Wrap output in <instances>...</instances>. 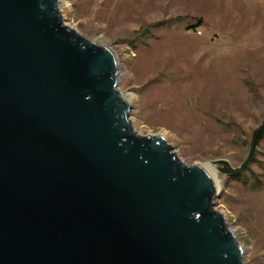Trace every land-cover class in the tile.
<instances>
[{
	"label": "water",
	"instance_id": "1",
	"mask_svg": "<svg viewBox=\"0 0 264 264\" xmlns=\"http://www.w3.org/2000/svg\"><path fill=\"white\" fill-rule=\"evenodd\" d=\"M58 3L0 0V264H244L209 168L133 130L115 53Z\"/></svg>",
	"mask_w": 264,
	"mask_h": 264
},
{
	"label": "rangeland",
	"instance_id": "2",
	"mask_svg": "<svg viewBox=\"0 0 264 264\" xmlns=\"http://www.w3.org/2000/svg\"><path fill=\"white\" fill-rule=\"evenodd\" d=\"M63 25L117 57V88L140 136L187 166L247 158L264 119V0H59ZM243 143H246L245 146ZM213 210L264 264V136L238 175L209 167Z\"/></svg>",
	"mask_w": 264,
	"mask_h": 264
},
{
	"label": "bare ground",
	"instance_id": "3",
	"mask_svg": "<svg viewBox=\"0 0 264 264\" xmlns=\"http://www.w3.org/2000/svg\"><path fill=\"white\" fill-rule=\"evenodd\" d=\"M207 167H208V165H206ZM211 177H212V179H213V181H214V183H215V187H216V191L218 190V188H217V184H216V182H215V180H214V178H213V173H211Z\"/></svg>",
	"mask_w": 264,
	"mask_h": 264
}]
</instances>
